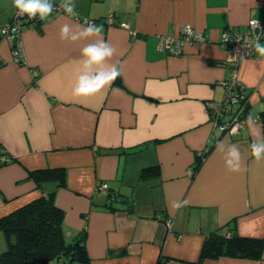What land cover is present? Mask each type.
<instances>
[{"label": "crops", "instance_id": "0c3cea01", "mask_svg": "<svg viewBox=\"0 0 264 264\" xmlns=\"http://www.w3.org/2000/svg\"><path fill=\"white\" fill-rule=\"evenodd\" d=\"M74 3L78 16L58 12L22 29V63L11 61L0 38V158L7 157L0 159V216L53 191L64 237L84 231L89 264H264V245L256 258H200L215 229L264 239V160L250 154L246 120L251 115L264 125V57L254 51L238 65L247 108L235 134L213 128L206 108L223 99L230 76L221 32L242 29L250 18L264 21V0ZM13 10V0H0V25ZM109 14L113 23L99 25L116 49L106 63L119 69L121 84L74 96L81 48L91 41L61 40L60 27ZM183 23L206 42L185 43L179 54L159 50L158 35ZM221 141L239 147L241 171L226 168ZM45 167H63L65 185H37L27 174ZM99 181L108 192L97 189ZM184 200V207H172ZM5 247L0 231V252Z\"/></svg>", "mask_w": 264, "mask_h": 264}, {"label": "trees", "instance_id": "16d2710c", "mask_svg": "<svg viewBox=\"0 0 264 264\" xmlns=\"http://www.w3.org/2000/svg\"><path fill=\"white\" fill-rule=\"evenodd\" d=\"M105 17L94 20L99 25L104 23ZM114 83L121 84L119 77ZM260 116L264 122V114ZM200 162L198 158L195 168ZM27 174L37 185L47 180L55 181L56 186L65 185L63 167L36 168L28 170ZM63 217V210L54 202L53 191L0 216V231L6 239V247L0 252V264H73L74 261L89 264L84 231L73 240H66ZM262 245L264 239L241 236L235 231L224 234L215 229L205 238L200 258L219 255L256 258Z\"/></svg>", "mask_w": 264, "mask_h": 264}, {"label": "built area", "instance_id": "2783aa9c", "mask_svg": "<svg viewBox=\"0 0 264 264\" xmlns=\"http://www.w3.org/2000/svg\"><path fill=\"white\" fill-rule=\"evenodd\" d=\"M51 2L55 5L52 14L64 12L59 7L61 0H51ZM17 12L18 9L14 7L13 13L7 23L0 25V38L7 40L9 43L11 61L22 63L24 57L21 31L29 24H41L43 20H40L38 16L35 19H31L27 15L19 16ZM80 20L82 22L88 20L96 24L94 19L81 18ZM252 20H257L258 26L253 27L250 23ZM104 23L112 24L113 14L107 15ZM117 24L122 27H127V24L123 21H119ZM186 26H189L188 31L185 30ZM129 32L132 37L136 35L133 30H129ZM262 35H264V21L255 18H250L242 29H224L221 32L220 41L224 49V62L230 69V76L223 81L225 87V96L223 99L220 101L209 100L206 102V108L209 112L210 122L213 128L232 133L234 126L238 130L244 124L246 118L244 109L247 102V92L237 79V68L243 58L251 56L254 52L253 47L249 46V42L254 41L256 36L261 38ZM206 40V35L203 32L194 29L189 23H183L176 33L159 34L157 47L159 50L167 53L179 54L185 43L192 44L206 42ZM231 104H236V109L232 110ZM0 159L5 161L7 157L1 156ZM188 173L190 174L191 170ZM97 189L108 192V186L104 181L97 183Z\"/></svg>", "mask_w": 264, "mask_h": 264}, {"label": "clouds", "instance_id": "9594fccd", "mask_svg": "<svg viewBox=\"0 0 264 264\" xmlns=\"http://www.w3.org/2000/svg\"><path fill=\"white\" fill-rule=\"evenodd\" d=\"M14 7L18 9L17 15H27L31 19L37 16L40 20H45L52 15L55 5L51 0H13ZM60 8L66 13V18L78 16L74 0H61ZM253 27L258 26L257 20L250 22ZM189 30V26L185 27ZM103 25H97L85 20L83 24L72 25L65 22L60 27V39L76 43L79 41H91L81 48L82 67L76 78L73 95L89 96L100 92L106 86H111L112 82L120 75L119 69L114 64H107L116 54V49L102 37ZM167 43V42H166ZM249 46L261 57H264V44L260 43V37L256 36L254 41L249 42ZM249 131L252 136V143L249 145L251 156L256 162L264 160V135L262 129L264 125L257 124L251 115L247 118ZM236 127L232 129L235 134ZM219 151L224 153L225 165L229 171L239 172L242 170V154L235 144L225 145L223 141L217 145ZM226 148V151H225ZM186 200L173 203L174 209L184 207Z\"/></svg>", "mask_w": 264, "mask_h": 264}, {"label": "rangeland", "instance_id": "374dc122", "mask_svg": "<svg viewBox=\"0 0 264 264\" xmlns=\"http://www.w3.org/2000/svg\"><path fill=\"white\" fill-rule=\"evenodd\" d=\"M77 262H78V261H74L73 264H74V263H75V264H80V263H77Z\"/></svg>", "mask_w": 264, "mask_h": 264}]
</instances>
